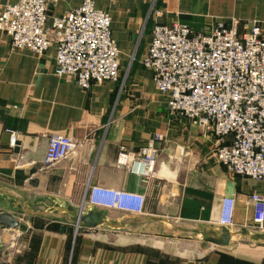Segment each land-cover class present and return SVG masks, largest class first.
<instances>
[{"label":"crops","instance_id":"1","mask_svg":"<svg viewBox=\"0 0 264 264\" xmlns=\"http://www.w3.org/2000/svg\"><path fill=\"white\" fill-rule=\"evenodd\" d=\"M80 2L49 3L47 25ZM96 6L110 14L120 67L116 80L95 82L88 89L73 75L54 74V43L37 55L14 47L0 31V211L27 224L25 230L0 227V264H264V241L233 238L216 244L148 217L161 216L186 228L264 231V222L258 227L253 221L250 200L252 192L264 194V181L228 172L214 152L230 136L218 141L210 128L170 113L167 96L141 64L154 10L163 11L161 22L179 20L195 31L222 21L243 33L254 20L264 21V0H96ZM11 132L17 134L13 148ZM54 133L73 137L79 146L74 156L44 167L48 137ZM156 133L163 138L157 142L152 175L143 177L129 163L117 162L121 147L135 158ZM92 185L141 193L143 208L126 212L96 206L85 194L84 209H101L121 225L75 230L71 224L69 231L61 230L63 219L21 212L23 196L29 208L43 203L45 208L38 210L66 209L74 215L67 207L80 206ZM224 195L235 198L228 225L219 222ZM24 214L32 217L29 222L19 216ZM150 224L154 232L146 228Z\"/></svg>","mask_w":264,"mask_h":264},{"label":"built area","instance_id":"2","mask_svg":"<svg viewBox=\"0 0 264 264\" xmlns=\"http://www.w3.org/2000/svg\"><path fill=\"white\" fill-rule=\"evenodd\" d=\"M55 0H15L0 3V31L14 47L42 55L56 45L54 74L73 75L84 89L92 83L119 77V50L111 34V17L96 6V0L80 4L48 21L49 3ZM161 9L141 64L152 73L155 88L167 96L170 113L204 125L219 141L215 157L226 170L256 181H264V21L254 20L247 31L219 21L211 28L195 31L179 20L161 22ZM154 134L140 147L137 157L124 151L119 164L143 177L154 173L159 155ZM17 142L10 133L9 147ZM79 142L71 136L48 137L42 165L48 167L74 156ZM86 198L96 206H112L126 212L143 208L141 193L92 185ZM253 221L264 222V194L252 192ZM235 198L222 197L219 222L231 224Z\"/></svg>","mask_w":264,"mask_h":264},{"label":"water","instance_id":"3","mask_svg":"<svg viewBox=\"0 0 264 264\" xmlns=\"http://www.w3.org/2000/svg\"><path fill=\"white\" fill-rule=\"evenodd\" d=\"M6 192L13 194L14 196H18L19 193L13 191L12 189H3ZM87 189H85L82 201L80 206L74 208L72 206H66L68 211H75L74 215L68 214L66 209H56V210H38L29 208L26 205L24 197L23 200L20 201L21 212L30 214V215H38V216H48L55 219H63L66 224L62 223L60 225L61 230L69 231L70 225H74V229L77 230L78 226H96L100 224H105L107 226H120L121 222L117 219H113L104 213L101 209L95 208H83V203L85 200V194ZM151 219L159 220L165 223L171 224L172 227L180 228V229H188L194 232H198L202 235V238L208 241L215 242L216 244H226L229 240L233 238H249L257 241H264V231H252L247 229L246 227H242L238 230H229L224 226H213L206 225L201 227H183L176 223L171 222L170 220L163 218L161 216H148ZM125 224L128 222L125 221ZM0 227H10L17 228L20 230L27 229V224L20 220L18 217L10 214L8 212L0 211Z\"/></svg>","mask_w":264,"mask_h":264},{"label":"rangeland","instance_id":"4","mask_svg":"<svg viewBox=\"0 0 264 264\" xmlns=\"http://www.w3.org/2000/svg\"><path fill=\"white\" fill-rule=\"evenodd\" d=\"M174 115H176V114H174ZM77 201H79V200H77ZM32 207H34L35 209H41V208H45V205L43 204V203H38V204H32ZM19 216H21V217H23V219L25 220V221H28L29 222V219L30 218H32L31 216H29V215H26V214H24V215H19ZM30 217V218H29ZM31 220V219H30ZM23 221V220H22ZM146 228L148 229V231L149 232H154V228H156V226L155 225H146ZM192 234H195V233H193L192 232Z\"/></svg>","mask_w":264,"mask_h":264},{"label":"bare ground","instance_id":"5","mask_svg":"<svg viewBox=\"0 0 264 264\" xmlns=\"http://www.w3.org/2000/svg\"><path fill=\"white\" fill-rule=\"evenodd\" d=\"M47 199V198H46ZM48 200H52V198L48 199Z\"/></svg>","mask_w":264,"mask_h":264}]
</instances>
